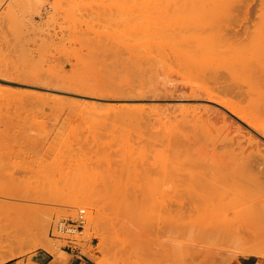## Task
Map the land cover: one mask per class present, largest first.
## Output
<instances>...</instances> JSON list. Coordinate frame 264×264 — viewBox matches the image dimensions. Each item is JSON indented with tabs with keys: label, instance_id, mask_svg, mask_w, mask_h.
<instances>
[{
	"label": "rangeland",
	"instance_id": "1",
	"mask_svg": "<svg viewBox=\"0 0 264 264\" xmlns=\"http://www.w3.org/2000/svg\"><path fill=\"white\" fill-rule=\"evenodd\" d=\"M158 2L0 0V69L23 83L61 84L58 88L74 92L64 94L65 103H76L55 109L51 91L0 88V184L12 175L44 202L49 199L39 202L48 207L39 236L11 232L16 226L35 227L34 220L0 221V254L11 242L24 244L16 255L5 252L4 264L40 250L61 252L65 242L51 235L52 225L83 207L84 236L93 242L85 245L97 264L127 260L121 244L134 229L165 220L169 182L187 173L227 172L234 160L213 140L248 126L242 115L264 122V0ZM182 83L211 90L231 107L223 108L225 116H209L205 109L218 105L196 102L189 91L173 88ZM80 90L101 99L80 96ZM115 94L146 99H106ZM83 98L91 99V106L85 107ZM94 100L100 104L92 105ZM80 193L96 197L100 212L65 202ZM91 216L99 225L90 224ZM249 256L264 259L227 254L205 264H234Z\"/></svg>",
	"mask_w": 264,
	"mask_h": 264
},
{
	"label": "bare ground",
	"instance_id": "2",
	"mask_svg": "<svg viewBox=\"0 0 264 264\" xmlns=\"http://www.w3.org/2000/svg\"><path fill=\"white\" fill-rule=\"evenodd\" d=\"M150 1L160 4L158 2L159 0ZM155 6L157 5H153V7ZM220 20H222L221 17ZM223 21L224 20H222V23ZM135 38L136 37H134V39ZM8 73H6L5 70L0 69V88L5 87L9 90H13L15 89V86H26L27 88L33 87L37 89L47 90L48 92L51 91V94H53V96H51L50 98L54 99V101L56 102V105L54 106L55 109L57 107L64 108V106L66 105H76V103L74 105V101H72L70 98L69 99L71 100V102L68 100L69 102L65 103V100L67 99L65 98L66 96L64 94L74 92H69L63 89V87L58 88L59 86H61V84H59V86L52 87L50 85H53V83H50V87H48L37 84L35 85L32 83L30 84L29 82L23 83L15 81V77ZM173 88L175 90H178L179 92L189 91L191 97H193L192 99H194L195 101L197 100L196 102L203 100L216 103L218 105V108L215 109L214 107L209 108L210 106L207 107V105L206 109L203 108L204 106L200 107V110L202 108L205 109V111H203L209 116H211L212 114H216V116L223 114V116H225L223 108L231 107L229 103L224 101L215 92L192 83L176 84ZM81 92L83 93V91ZM87 92L89 93V91ZM78 95L101 99V95H88L86 91L83 94L79 93L78 91ZM117 95L115 94L114 97L110 96V98L108 97L106 99H111L114 101H133V99H146V95L144 94H138L136 96H123L122 94ZM35 99H37V97ZM84 99L85 98L80 99L82 103L83 101L85 102L86 99ZM80 100H78L77 103ZM89 101L87 100V102H85L87 104L85 105V107L89 104L91 106V103H88ZM93 103L100 104L97 100H94V102H92V105H94ZM128 103L131 104L132 102ZM39 104L40 103H38L37 105ZM125 104L127 105V103H124L123 105ZM101 106H103V103ZM115 107L117 108V105ZM191 107L193 108V106ZM231 109L236 112L235 109ZM242 116L243 119L247 121L248 126L244 127L243 130L240 129V131H237V134L235 133L236 129L234 130V132L232 131L233 133H235L232 137L227 136L226 134L229 135V133H226V136H220V138H216V140H213V144L222 143L228 148L229 157H232V160H234V165L231 163L232 161H229V164L227 162V164L232 165L230 167H234V170L230 171L231 168L228 166L229 169L227 167V172H225V170L223 171L225 173H222V171H220V173L217 171L219 174L215 171V173L213 171L212 173L203 171L200 174L196 175L194 174V172V175L191 174L190 177L187 173V176L189 177L188 180L184 179L187 178V176L184 177L186 174L183 176V174L181 173L182 175L179 176L180 178L178 177L179 179L177 178L176 180H172L167 185V189L165 188V198L163 203L166 213L165 220L155 224L143 225L135 228L132 234L121 244L120 251L127 256V260L114 263L107 262L108 264H181L186 262L190 264H205L227 254H254L264 257V125H262L264 122H262L261 124L259 122H256L257 119L256 121L251 119V116L250 118L246 117L245 115ZM241 127L243 126H240V128ZM89 137V135L87 137H84V140L87 139V143H90L91 141H88ZM87 147H90V145ZM87 147L86 149H88ZM84 148L85 147H83V149ZM89 150H91V148H89ZM182 172H184V170ZM10 177V180L6 182L2 180L3 183H6L5 185L0 184V221L9 219L10 222L20 221L23 225L24 223H28L34 220L33 222H35V227L25 229L22 226H16L12 227L11 232H13L14 234H19L23 230H27V232H33L35 236H39L44 229L45 222L47 221L45 214L47 212L46 209L48 208L43 204L40 205L39 202L48 203L49 199L44 202L45 200L40 199L37 193L33 192L34 190L31 191L32 187L31 190H28L24 188L23 184H21L22 186L19 185V183L15 182L16 180L11 179ZM23 178L25 180V177ZM26 181L28 180H25V183ZM31 184L33 185V182ZM35 185L38 187V184ZM163 192L164 190L162 191V193ZM56 201V198L55 201L51 200L52 203ZM58 201H60V199H58ZM160 201L162 200L160 199ZM65 202L73 205L79 203L88 204L90 207L97 209V213H99L101 209L99 201L90 193H80L74 195L68 200H65ZM127 202L133 203V201L131 200H128ZM75 210H78V208ZM89 222L90 224L94 223L96 226L99 225V221L93 216H91ZM85 240L86 241L83 246L88 243V240L86 238ZM49 242L47 241L45 248L50 246ZM88 245L90 246L91 244ZM101 247L103 250L106 247L108 248L107 243L104 241L101 244ZM53 249L56 250L55 248ZM22 251H24L23 243H9V248H7V250H4L3 254H0V264H4L7 259V256H5V254H7L8 252L11 253L10 255H16L18 252ZM98 264L101 263L98 262Z\"/></svg>",
	"mask_w": 264,
	"mask_h": 264
},
{
	"label": "crops",
	"instance_id": "3",
	"mask_svg": "<svg viewBox=\"0 0 264 264\" xmlns=\"http://www.w3.org/2000/svg\"><path fill=\"white\" fill-rule=\"evenodd\" d=\"M90 243L93 245V242ZM6 264H97V262L88 247L79 246V248L63 247L58 254L40 250L31 258L9 261ZM234 264H264V259L249 256Z\"/></svg>",
	"mask_w": 264,
	"mask_h": 264
},
{
	"label": "built area",
	"instance_id": "4",
	"mask_svg": "<svg viewBox=\"0 0 264 264\" xmlns=\"http://www.w3.org/2000/svg\"><path fill=\"white\" fill-rule=\"evenodd\" d=\"M86 209L77 210L75 217L61 218L52 225L51 235L65 242V248H79L85 243L84 229L87 222Z\"/></svg>",
	"mask_w": 264,
	"mask_h": 264
}]
</instances>
